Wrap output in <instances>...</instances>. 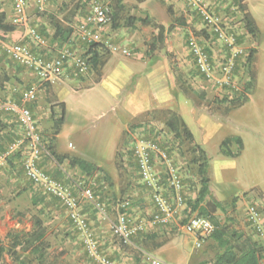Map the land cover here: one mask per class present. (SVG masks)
<instances>
[{
	"label": "rangeland",
	"instance_id": "374dc122",
	"mask_svg": "<svg viewBox=\"0 0 264 264\" xmlns=\"http://www.w3.org/2000/svg\"><path fill=\"white\" fill-rule=\"evenodd\" d=\"M175 1H178L179 6ZM205 1H210L211 3L215 1H217V3H229V0ZM28 2L30 5L32 3L34 8L32 14H30L29 22L33 28L37 29L41 28L36 25L43 24H38V22L34 20V14L38 13L36 16L37 18L43 17L50 20V15L57 10V8L54 11L49 10V6L51 5L62 7V10L64 9L63 14L60 15V19L68 14L71 16L74 15V25H77L87 16L94 2H99L103 5L107 3L106 0H49L45 10L39 11L38 0H28ZM235 3H238V0H235ZM124 4L126 6L125 11L122 14V23L127 17L145 18L147 15L150 17L154 16L158 22L166 20V27H169L171 23L179 25L180 22L174 21L177 18L186 21L185 26L175 28L176 30L174 32L166 33L163 41L158 40V31L152 27L137 26L133 29L121 28L116 31L113 29L112 23H110L102 29V35L104 37L111 36L115 31L117 32L116 39H113L110 42L121 49H128L133 54H139L141 52L145 53L146 58L152 57L155 54L158 56H166L169 60L171 71H177L179 80L174 73L173 75L179 92H176L174 95V100L170 92L167 91V82L162 74V72L165 73L164 70H166L165 61L156 60L159 64L156 71L153 73L158 76L157 83L150 89L151 99L154 106L158 108H166L170 105L176 109L177 102L179 103L182 101L181 99H183L191 108L195 107L196 110L200 112L216 113L217 111H227L231 108L226 101L239 95L242 92L245 83L248 81V75L244 68L247 56L240 59V69L238 72H234L233 79L236 89H229L217 81V79L222 78L219 67L224 63L227 55H229V50L225 47L222 41L218 40L217 36L212 31V28L208 27L203 15L200 14L196 8L189 5L184 0H124ZM211 5L212 4L204 3V7L208 10V13L219 19L222 28L226 32L235 33L237 44L244 49V55H248L250 49L244 44L242 27L238 26L241 16L235 15L233 17L226 13L227 8L221 7L219 10L222 11V13L219 14ZM2 9H6L9 12L8 1L0 0V12ZM169 9H174L175 18L170 16L168 12ZM18 29L21 30V36L24 37L26 33L25 29ZM45 31L47 34L49 33L48 29ZM24 38L20 37L16 40L7 38L5 43L14 44L24 40L33 51L39 50V47H37L36 43L31 38ZM193 40H197L202 48L210 54L211 62L215 68L214 79H208L197 69L194 57L191 53V44ZM74 46L76 48L79 47L76 44ZM110 68L111 67H109L108 71H110ZM1 72L8 73L12 79L11 82L2 87L7 86L8 88V85H12L23 92L27 86L35 83L34 80L28 82L24 79V75H34L33 72L21 67L19 64L11 60L5 53L3 45H0V73ZM97 79L98 78L94 73L84 80L72 83H75L76 85L78 84L80 88H88L92 86ZM69 82L71 81L63 79L62 82L59 81L56 84H65ZM54 85H51V87ZM7 88L3 91L4 94L2 95L3 98L0 99L1 101H7L8 99L9 91ZM16 95L18 94L16 93ZM69 95L68 102L70 105L75 106V110L83 109L79 114L77 113V115L69 119L67 130L64 131L61 137L62 150L66 152L75 151L81 156H86V153H89V151L92 152L94 149L110 150L113 142V134L118 129V123H115L117 113L115 109H113L111 105L100 109L89 108L88 101L92 98V93L89 94L85 91L75 92L68 87L64 88L63 96L67 97ZM53 97H55L54 94ZM85 106H88V108ZM167 110L159 109L147 113L130 126L129 131L121 140L119 156L117 158V167L122 178H124L125 172L131 173L133 183L135 184L134 188L146 194L145 198L148 199V206H146V208L149 211L148 215H146L147 219L151 220V216L155 213V210H152L153 206L151 204L153 191H150L142 184L135 167L134 159L132 158V153L137 145V141H158L161 146L168 150L171 161L176 165L182 175L185 205L178 210L177 215L171 223L168 225L158 224L153 228L148 226L149 228L142 231L143 233L141 232L140 235L132 238L130 243H124L111 231L109 243L112 246H118L119 252L117 250L115 253L111 254L103 251L100 241L92 233L98 243L100 255L112 259L117 264H154L156 261L154 257L156 258V256H152V252L164 248L158 256L160 257L161 255L166 254L165 257L160 258L162 262H166V264H183L182 247H184L186 253L192 256L193 264H213L214 259L219 252L218 246L214 240L211 237L206 238L202 242L201 247L198 248L196 247L195 238L184 229V225L188 219L195 216L209 218L214 227H216L217 223L220 225H228L233 229L244 232L254 241L264 244V241L256 237L246 224L245 207L240 208V206L236 204L237 199L240 197L235 199V197L226 195L225 200L221 202L223 204V210L217 209L215 212L211 211L209 216H201L199 211H193L194 202L197 198L200 184L199 180H196L197 168L193 165L192 161V147L185 140L176 139L171 133H169L164 123ZM37 121L40 130L44 133L43 128L45 129L47 126L43 127L44 124L42 125L39 120ZM219 125L222 128H219ZM230 129V126L218 123L215 120L208 127L209 132L207 133H210L207 134L210 138L209 150L212 155L215 156L216 153L218 154V149L216 148L217 144L224 136L230 134ZM194 130H197V127H194ZM16 132L18 133L17 140L22 141L23 130L18 129ZM43 143L45 145V141ZM69 143H71L74 148H70ZM8 150L10 151L8 154H3V156L0 157V194L4 193L3 196H1L3 201L0 199V206L9 198L11 199L10 196L13 194L12 190L14 189V186H19V189H23V192L19 193V196H21L20 201H13L14 208L12 209H15V215L10 216V219H6L5 216L0 219V238L5 240L9 231L14 229L30 230L32 228V217L38 216L42 219L44 225L48 229V239L51 245V250L53 251L55 258L58 259L56 262L54 259L51 262L52 264H100V262L88 252L82 238L79 235H76V231H72L71 225H68L69 227L66 225L54 226L49 212H46L43 209L40 210L33 204V201L35 200L38 203H44L46 197L43 196L42 191L32 185L25 177L24 161L29 152L27 144L24 142L17 149L11 147V149ZM159 165L163 174L164 165L160 162ZM231 179L232 177L230 176V180ZM163 185L164 183L161 180L159 185L160 193H162L168 201L173 204L169 185H167L166 182L165 186ZM122 189L123 187L120 186V192ZM113 198L114 199L110 198L111 201L109 202L113 207L119 199L130 202L131 206L127 211L128 214H130L135 206L134 198L123 195L122 193ZM215 199L216 197L211 195L207 201H213ZM9 202L12 201L9 200ZM51 202L52 201H46L47 206H50L52 204ZM249 202L259 204L257 201ZM249 202L247 204H249ZM209 210H211V206H209ZM10 213L12 214L13 210ZM114 213V218H117V211L115 210ZM67 220L68 218H66V221ZM132 222L133 225L139 223L134 219H132ZM177 247L180 248L176 250ZM5 259V263L13 264L9 261L7 256Z\"/></svg>",
	"mask_w": 264,
	"mask_h": 264
},
{
	"label": "crops",
	"instance_id": "0c3cea01",
	"mask_svg": "<svg viewBox=\"0 0 264 264\" xmlns=\"http://www.w3.org/2000/svg\"><path fill=\"white\" fill-rule=\"evenodd\" d=\"M175 2L179 6L178 1ZM202 2L203 4H212L211 6H213L214 10L219 14L222 13V11L219 10L221 7L227 8L226 13L233 17L235 15H240L235 0H229L228 4L221 2L217 3V1L213 3L209 1V3L205 0H202ZM28 4V16L30 17L34 8L32 3L30 5L28 2ZM242 4L253 17L259 33L257 39H254L245 30L241 18L240 21L238 20V26H241L243 29L244 44H246L248 49L257 51L254 61V70L256 73L255 89L248 95L246 102L238 108H230L227 111L222 110L216 113L200 112L197 111L195 107L191 108L183 99H181L182 101L179 103L177 102L176 109L170 105L166 108L154 106L150 89L157 83L158 76L153 73L156 71L159 64L157 61H165L166 70H164L165 73L162 72V74L167 82V91L170 92L173 99L176 92L179 91L175 83L173 72L170 69L168 58L166 56H158L157 54L146 58L145 53L142 52L139 54H133L131 52V56H126L122 52L112 54L102 70L100 80L93 83V85L88 88H80L78 84L72 83L73 81L65 84H56L51 87L56 99L66 106L65 121L55 143L56 153L63 156L71 155L79 157L92 163L99 171L92 176H88L81 173L79 169L70 167L68 161L58 163L46 151L43 154L41 164L53 179L63 182L69 187L73 196L78 201V211L80 215L85 219L89 230L100 241L103 251L111 254L115 253L117 250L119 252L118 246H112L109 243L112 226L116 221L115 219H117L114 218V211H117V208L116 206L113 207L109 202L111 199H114L113 197L120 195V193L134 198L135 206L129 214L131 224L134 222H132V219L137 220L139 222L137 225L142 226V231L157 225L152 222L153 216H151V220L147 219L149 211L146 208V206H148V199L145 198L146 194L134 188L135 184L133 183L131 173L125 172V176L122 178L117 167V158L122 137L126 135L130 126L140 117L155 110L171 109L170 111L174 110L183 117L192 131L195 143L205 151L209 158L208 174L210 177V193L212 196L216 197L217 201L222 202L225 200L226 195H230L235 197V199L240 197L237 199L236 204L240 206V208L245 207V210H247L248 205L251 204L249 201H257L261 204L260 206L264 208V0H243ZM56 8L58 10L59 7L54 5L49 6V10L52 11ZM1 12H4L7 16V21L11 22V18L13 17V8L11 4L9 3V12L6 9H2ZM37 15L38 13L34 14V20L38 22V24L43 25L36 26H40L42 30H45V28L48 29L49 33L53 35L54 30L51 21L43 17L37 18ZM152 18L155 19L154 16H152ZM155 21L166 27V20L158 22L155 19ZM178 27L179 26H176L175 28ZM166 29H168V27H166ZM175 30L176 29L172 32ZM116 31L113 32L111 36H107L106 39L109 41L116 39ZM21 34V30L17 28L15 32L8 35V39L16 40L20 37L24 38ZM4 44H6L5 41H0V45L4 47ZM109 67H111L110 71H108ZM4 68L7 69L6 67ZM24 79L28 82L32 80L37 82V79L32 74L30 76L27 74L24 75ZM67 87L75 92L85 91L89 94L92 93V98L88 101L89 108L91 109H100L108 105H111L112 108L115 109L117 112L115 123H118V129L113 134V142L110 150L94 149V151L86 153V156H81L75 151L66 152L62 150L61 137L64 131L67 130L69 119L77 115V113L79 114L83 109L75 110V106H71L68 102L70 95L67 97L63 96L64 88ZM4 88L6 89L7 86ZM7 90L9 91L7 100L11 101H16L22 93V91L12 85H8ZM16 93L18 95H16ZM3 94V91H0V99L3 98ZM47 96L46 89H40L38 101L33 108V114L36 119L39 120L42 125L44 124L43 127L47 126V128H43L45 136L47 134L46 132H48L47 130L53 125L51 108L47 102ZM85 107L88 108V106ZM214 120L218 123L230 126L231 128L230 134L224 136L217 144L216 148L218 149V154L216 153L215 156L212 155L209 150L210 138L207 135L210 134L207 133L209 132L208 127ZM194 127H197V130H194ZM219 128L222 127L219 125ZM18 129L22 130V127L15 116L0 112V157L3 156V154H8L10 152L8 149H11V147H14V149L19 148L21 141L17 140L18 133L16 131H18ZM229 137H239L243 142V150L238 157H228L220 152L222 142ZM43 139H45V137H43ZM69 147L74 148L71 143H69ZM236 150L237 146L234 145L231 151L235 152ZM153 172L160 182L163 178V174L159 162L154 163ZM230 176L232 177L231 180ZM196 180H199L198 175H196ZM163 183V186H165V180H163ZM89 186L95 190L97 195L98 193L99 195L101 194L100 196L98 195L97 198H99L102 203L103 211H99L93 204L84 199L83 190ZM120 186L123 187L121 192ZM22 190L23 189H19V186H14L12 190L13 194L10 196L11 199L9 198L0 206V219L3 216H5L6 219H10V216L15 215V209H12L14 208L13 201H20L21 196H19V193H22ZM3 194L4 193L0 194V199L2 201L3 198L1 196H3ZM42 194L46 197L45 202L38 203L35 200L33 204L40 210L43 209L49 212L54 226L66 225L69 227L68 225H71L72 231H76V235H79L83 240V235L69 219L68 213L62 203L57 199L55 200L53 197L47 196L44 193ZM9 200L12 202H9ZM46 201H52V204L47 206ZM248 202L249 204H247ZM151 204L153 206L152 210H155L153 202ZM12 210L13 213L11 214L10 212H12ZM66 218H68L67 221ZM179 248L180 247H177L176 250ZM163 249L164 248H162V250ZM182 249L183 264H193L192 256L186 253L184 247H182ZM162 250L160 249L152 252V256H156V258L154 257L156 261L162 262L160 258L165 257L166 254L158 257ZM163 263L166 264V262H162V264Z\"/></svg>",
	"mask_w": 264,
	"mask_h": 264
},
{
	"label": "built area",
	"instance_id": "2783aa9c",
	"mask_svg": "<svg viewBox=\"0 0 264 264\" xmlns=\"http://www.w3.org/2000/svg\"><path fill=\"white\" fill-rule=\"evenodd\" d=\"M6 1L13 8L11 23L17 28L25 29L26 33L24 37L31 38L40 50H46L42 55H38L22 41L14 44H4V50L8 57L22 67L32 71L37 79V82L30 84L22 93L21 99L18 102L11 100L0 101V112L15 116L23 130V140L20 145L25 142L29 151L24 161L25 177L45 195L53 197L62 203L68 213L69 219L83 235L86 249L100 264H117L115 261L100 255L98 243L89 230L85 219L80 215L78 201L73 196L69 187L63 182L53 179L42 167L41 161L46 150L38 121L29 105L37 103L39 91L46 87V85H54L59 81L62 82L63 79L77 82L94 74L90 58L86 56L87 50L92 45L101 44L111 54L122 52L126 56H131L132 53L128 49H121L102 35V29L110 24L111 18L109 9L99 2H94L89 15L81 23L74 26L71 41L79 46L76 48L71 44L49 47L38 30L30 25L28 0ZM48 1L38 0L39 11L45 10ZM184 1L196 8L203 15L208 27L212 28L218 40L222 41L229 50V55H227L224 63L219 67L222 78L217 79V81L229 89H236L233 79L234 70L237 67L238 61L247 55H244V49L237 44L235 33L226 32L222 28L219 19L208 13L202 0ZM191 53L199 72L208 79H214L215 68L211 62L210 54L202 48L197 40H193L191 44ZM134 153L138 159L143 181L155 191L154 203L157 211L152 217V222L157 225H168L175 218L178 210L184 206L182 196L183 185L178 169L173 165L167 150L154 141H137ZM155 162H160L166 167L167 179L173 190V204L159 191L158 179L153 172ZM83 197L87 202L93 204L96 209L103 211V206L97 202L91 186L83 190ZM116 208L118 215L112 226V232L124 243H130L131 239L142 231V226L130 223L127 212L130 208L129 201L117 203ZM246 224L256 237L264 241V208L262 206L256 203L248 205ZM184 229L195 238L196 247L198 248L201 247L204 239L209 238L215 231V227L209 218L198 216L188 219L184 225ZM154 264L162 263L155 261Z\"/></svg>",
	"mask_w": 264,
	"mask_h": 264
},
{
	"label": "trees",
	"instance_id": "16d2710c",
	"mask_svg": "<svg viewBox=\"0 0 264 264\" xmlns=\"http://www.w3.org/2000/svg\"><path fill=\"white\" fill-rule=\"evenodd\" d=\"M106 1L107 3L105 5L110 10L109 11V15L111 18L110 23H112L114 30H118L121 28L133 29L136 28L137 26L152 27L158 31V35H157L158 40L163 41L166 33L172 32L176 26L183 27L186 24V21L184 19L177 18L174 21L180 22L179 25L176 23L175 24L172 23L168 27V29H166L165 26L157 23L154 18L148 15L145 18L127 17L125 21L122 23L123 20L122 14L125 11V6H126L124 4V0H106ZM242 3L243 0H239L237 3V10L240 12L239 14L241 16V22L243 23V26L247 31V33L251 35L254 39H257L259 33L258 27L251 14L248 12L247 8ZM61 8L62 7H59L56 12L50 15L51 16L50 21L54 30L53 35H51L50 33L47 34V32L45 31L46 29L41 30L35 28L38 30V32L44 38V40L48 43L49 47L63 46L64 44H71L72 46L75 45V43L71 41L75 26L73 19L74 15L71 16L68 14L65 15L62 19H60V15L63 14L64 11V9L62 10ZM168 12L172 18H175V13L172 9H169ZM89 13L87 14V16L89 15ZM16 30L17 27L13 25L11 22L7 21L6 14L4 12H0V41H6L8 35L15 32ZM22 42L26 44L24 40H22ZM85 48L87 47L85 46ZM45 51L39 49L38 51H34V52L37 53L38 55L40 54L42 55L43 53H45ZM256 52L257 51L254 49H250L248 51V55L244 63L245 72L248 75V81L245 83L243 90L239 95H236L231 99H228V101H226L228 105L231 106V108H238L242 106L246 102L248 95L251 94V92L255 89L256 73L254 70V61H255ZM111 55H112L111 52H109V50L101 44L92 45L87 50L86 56L90 58L91 66L98 78L96 82L100 80L102 70L107 64ZM240 66H241V60L238 61L237 67L235 68L234 72H238ZM173 73L174 75H176L177 79L179 80V75L177 71L173 70ZM11 80L12 79L8 73L1 72L0 91H4L5 88L2 86L11 82ZM27 88L28 86L25 88V90ZM44 88L46 89V93L48 94L47 102L51 108V118L53 122L52 127L49 130H47L48 132H46L47 133L46 136L44 135L45 133H42L41 131L42 139L43 137H45V139H43V142L45 141L44 146L46 152L52 158H54L58 163H63L64 161H68L70 167L79 169L81 173L86 174L88 176L94 175L96 172L99 171V169L96 166H94L92 163L76 156H71V155L63 156V155H58L56 153L55 143L65 121L66 106L64 103H60L55 97H53L51 85H46V87ZM22 93L20 97L14 102H18L21 99ZM35 106L36 103L29 105L31 110H33ZM165 115L166 116L164 123L169 133H171L176 139L185 140L192 147V151H193L192 161H193V165L196 166L197 168L196 174L198 175L199 184H200V189L197 198L194 202L193 211H199V214L201 216H209L211 214V211L215 212L217 209L223 210V204L217 201L216 199L213 201H207V199L210 198L211 196L210 177L208 174L209 158L207 154L205 153V151L201 149L200 146H198L197 143H195L192 131L186 124L183 117L178 112L169 110L166 112ZM154 142L160 145L158 141H154ZM234 145L237 146V150L235 152H232L231 148ZM161 147L165 149L163 146ZM242 150H243L242 140L239 137H229L222 142L220 152L225 156L235 158L241 154ZM132 155H133L132 158L134 159L135 167L138 171V175L142 181V184L150 191H153L152 202L156 213L157 208L154 203L155 191L143 181L142 176L140 174L138 159L134 151ZM169 158H170V154H169ZM173 165L176 167L174 163ZM163 167H164L163 170L164 175L162 181L165 180L167 185H169L166 175V167L165 166ZM178 173L182 180V185H183L182 196L185 205L184 183H183L182 175L180 174L179 170ZM158 185H160L159 181H158ZM169 188L171 190V196H173V190L170 187V185ZM94 193L97 198L98 196L95 190ZM121 201L123 200L119 199L116 202L115 206H117V203ZM97 202L102 204L99 198H97ZM209 206H211V210H209ZM31 221H32V228L30 230L14 229L9 231L5 240H1L0 238V264H7L5 263L6 256L9 258V261H11L13 264H52L51 262L54 259L55 262L58 260L57 258H55V255L51 250V245L48 239V229L44 225L42 219L38 216H35L32 217ZM210 237L214 240V242L217 244L219 249V252L215 257L213 264H263L264 244L259 243L258 241H254L250 236L246 235L244 232H241L237 229H233L228 225H220L219 223H217L215 227V231Z\"/></svg>",
	"mask_w": 264,
	"mask_h": 264
}]
</instances>
